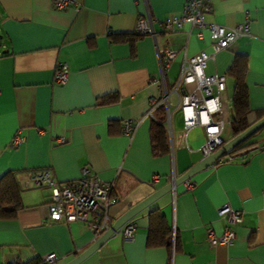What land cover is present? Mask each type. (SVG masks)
I'll use <instances>...</instances> for the list:
<instances>
[{"label":"crops","instance_id":"obj_1","mask_svg":"<svg viewBox=\"0 0 264 264\" xmlns=\"http://www.w3.org/2000/svg\"><path fill=\"white\" fill-rule=\"evenodd\" d=\"M184 2L72 0L60 9L52 0H0V176L15 171L23 203L14 218L0 219V264L48 252L56 253L55 264H63L95 240L85 221L50 219L52 189L35 184V172L48 169L64 184L78 179L87 167L101 179L114 180L116 218L203 156L204 127L185 128L177 95L171 92L183 57L211 51L209 31L184 24L167 33L154 22L156 40L141 34L132 49L130 40L117 39L133 34L138 16L148 11L158 18L178 15ZM209 3L206 21L227 28L251 19L249 33L219 50L205 66L207 74L226 75L213 118L224 120L221 136L228 140L234 135L230 125L235 83L228 68L235 52L247 56L249 122L259 119L258 111L264 109V0ZM167 35L176 50L164 70L171 93L169 124L164 120L170 151L153 156L146 111L150 96L162 91L155 78ZM60 61L69 66L68 79L61 83L53 78ZM108 93L117 98L100 104ZM125 120L137 121L131 134L124 132ZM16 134L22 142L13 146ZM241 142L250 145L193 174L188 179L192 186L179 183L131 217V240L121 235L123 223L78 264H264V124ZM225 202L241 209L242 220L232 225V244L211 245L209 229L219 235L228 226L217 214ZM154 207L176 223L177 245L171 251L147 245L148 212Z\"/></svg>","mask_w":264,"mask_h":264},{"label":"built area","instance_id":"obj_2","mask_svg":"<svg viewBox=\"0 0 264 264\" xmlns=\"http://www.w3.org/2000/svg\"><path fill=\"white\" fill-rule=\"evenodd\" d=\"M72 0H52L57 8H65ZM209 0H185L182 11L178 15H170L163 18L152 16L149 11L136 18L134 32L149 34L156 40V30L154 22H158L169 33L170 30L180 28L184 24L197 25L207 29L211 37V51L201 50L194 55L184 56L180 63V71L175 80L172 92L177 95V106L182 112V120L186 129L195 125L204 127L205 140L200 150L204 155L212 153L222 143L221 132L224 126L222 118L214 119L213 114L220 109L219 91L225 87V74H207L205 66L207 60L215 55L219 50L228 47L237 37L247 34L250 31L251 19L238 22L227 28L204 19V14L209 10ZM176 50L169 44V36L162 52H159L160 74L155 78L162 84V91L159 95H152L149 98L150 105L146 111L147 115L153 116L158 105L164 104L166 108V122L170 121L169 95L164 80V70L169 67L170 62L175 57ZM69 66L66 62L60 61L54 69V81L65 82L68 79ZM214 87L217 92L214 91ZM137 122V121H136ZM136 122L125 120L123 122L124 132L131 134L136 126ZM22 142V137L16 134L11 141L13 146ZM35 184H47L52 189L51 200L47 204L50 219L59 220L65 218L67 221L82 220L88 223L96 239L107 230L114 217L112 207L117 201L114 191V180L101 179L97 174L89 171L87 167L82 168L80 177L74 181L59 184L50 174V170L43 169L37 171L32 176ZM159 174L153 176L157 180ZM175 177L173 176L172 179ZM187 186H192L194 182L185 180ZM217 214L224 217L228 226L216 235L211 229L208 233V241L211 245L218 243L232 244L235 238L233 224L242 220L241 209L231 206L225 202L217 209ZM121 235L125 240H131L134 236L135 223L132 219L124 222ZM177 226L172 223V246L176 241ZM44 264H55L58 257L54 252H48L41 256ZM172 264V261L170 262Z\"/></svg>","mask_w":264,"mask_h":264},{"label":"trees","instance_id":"obj_3","mask_svg":"<svg viewBox=\"0 0 264 264\" xmlns=\"http://www.w3.org/2000/svg\"><path fill=\"white\" fill-rule=\"evenodd\" d=\"M141 34L133 32V34L119 35L117 39L130 40L132 49L133 41ZM133 52V51H132ZM247 56L241 52H235L233 60L228 68V74L235 79L232 94L233 117L231 120V129L233 134L246 129L251 122L248 120L249 94L245 84V73L247 70ZM117 98L116 93L104 94L100 97L99 103L105 104L112 102ZM258 118L264 115V109L258 111ZM149 138L151 154L160 156L170 151L168 130L164 124L166 117V108L164 104L156 107L154 115L150 116ZM250 144L238 143L228 150L221 157L227 160L228 157L238 152L240 149L248 147ZM226 158V159H225ZM14 170H8L0 176V219H12L17 215L19 209L22 208L21 185L19 184ZM147 245L148 246H165L169 251L172 248V224L169 222L166 214L159 208H151L148 212V228H147ZM177 239L175 241V247ZM4 264H44L40 256L33 257L30 260H14ZM169 264V263H168Z\"/></svg>","mask_w":264,"mask_h":264},{"label":"water","instance_id":"obj_4","mask_svg":"<svg viewBox=\"0 0 264 264\" xmlns=\"http://www.w3.org/2000/svg\"><path fill=\"white\" fill-rule=\"evenodd\" d=\"M263 124H264V115L261 116L259 119H257L255 122H253L251 125H249L246 129L233 135L230 139L228 140L223 139V143L212 153L202 156L198 161H196L194 164L188 167V169L184 173H182L178 177H175L169 182L161 185L160 187L156 188L149 195H147L146 197H144L143 199H141L140 201L129 207L121 215L116 217L112 222L111 226L107 230H105L101 235H99L86 249H84L82 252L75 255L73 258L69 259L63 264L80 263L83 259H85L91 253L97 250L101 246V244L109 236H111L114 232H116L125 221L131 219V217H133L139 211L150 205L152 202H154L164 193L171 191L179 183L188 180L193 174H195L199 170L215 165L218 162V160L228 152L229 149L240 143L248 135H250L253 131L261 127Z\"/></svg>","mask_w":264,"mask_h":264},{"label":"rangeland","instance_id":"obj_5","mask_svg":"<svg viewBox=\"0 0 264 264\" xmlns=\"http://www.w3.org/2000/svg\"><path fill=\"white\" fill-rule=\"evenodd\" d=\"M169 76H171V75H169ZM171 88V87H170ZM172 112V111H171ZM180 112V111H179Z\"/></svg>","mask_w":264,"mask_h":264}]
</instances>
